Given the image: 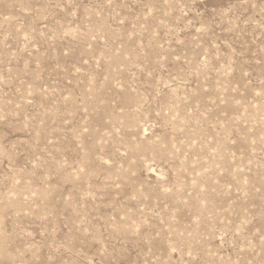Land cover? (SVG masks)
<instances>
[{
    "label": "rangeland",
    "instance_id": "374dc122",
    "mask_svg": "<svg viewBox=\"0 0 264 264\" xmlns=\"http://www.w3.org/2000/svg\"><path fill=\"white\" fill-rule=\"evenodd\" d=\"M0 264H264V0H0Z\"/></svg>",
    "mask_w": 264,
    "mask_h": 264
}]
</instances>
